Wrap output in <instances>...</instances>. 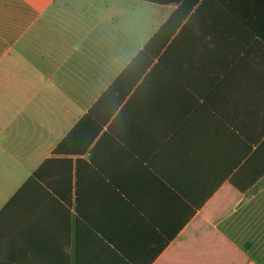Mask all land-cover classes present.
Segmentation results:
<instances>
[{
	"label": "crops",
	"instance_id": "obj_1",
	"mask_svg": "<svg viewBox=\"0 0 264 264\" xmlns=\"http://www.w3.org/2000/svg\"><path fill=\"white\" fill-rule=\"evenodd\" d=\"M261 133L264 0H0V264H264Z\"/></svg>",
	"mask_w": 264,
	"mask_h": 264
},
{
	"label": "trees",
	"instance_id": "obj_2",
	"mask_svg": "<svg viewBox=\"0 0 264 264\" xmlns=\"http://www.w3.org/2000/svg\"><path fill=\"white\" fill-rule=\"evenodd\" d=\"M182 18L180 20H178L179 22H181ZM179 22H177V26L178 24H180ZM176 29L178 27H175ZM150 46V44H149ZM262 136H264V133H261L260 138H262ZM70 138V136L67 138L66 141H68V139ZM259 140V138H258ZM62 146V144H61ZM60 147V146H59ZM55 151H58V149H56ZM255 157H257V163H258V175L264 174V140H262L260 143H257V148H256V152H255Z\"/></svg>",
	"mask_w": 264,
	"mask_h": 264
}]
</instances>
